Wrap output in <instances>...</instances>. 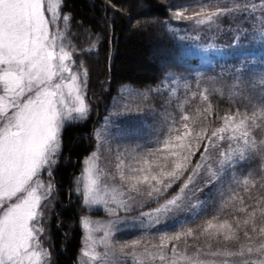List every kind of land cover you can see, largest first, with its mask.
<instances>
[{
	"label": "snow or ice",
	"instance_id": "1",
	"mask_svg": "<svg viewBox=\"0 0 264 264\" xmlns=\"http://www.w3.org/2000/svg\"><path fill=\"white\" fill-rule=\"evenodd\" d=\"M108 9L125 11L106 0L104 28ZM228 19L242 24L240 39L264 47V0L170 14L195 33L180 40L214 39ZM98 24L77 21L67 0H0V264H53V217L68 226L54 211V173L66 127L92 111L89 65L108 42ZM261 60L258 74L245 60L227 77L169 74L146 90L121 87L110 115L125 119L94 127L68 192L80 209L74 264H264Z\"/></svg>",
	"mask_w": 264,
	"mask_h": 264
},
{
	"label": "trees",
	"instance_id": "2",
	"mask_svg": "<svg viewBox=\"0 0 264 264\" xmlns=\"http://www.w3.org/2000/svg\"><path fill=\"white\" fill-rule=\"evenodd\" d=\"M196 1L113 0V3H118L125 11L120 13L108 9L110 23L104 28L106 0H67L75 19L93 25L99 22L98 28L107 32L108 42L98 54L93 55L89 65L88 97L92 104L90 116L87 121L69 124L64 131L63 157L54 173L58 189L54 211L59 213V223L68 226L57 227V219L53 217L50 233L53 264H74L76 258L80 231L76 228L75 218L80 209L77 199L74 195L69 198L68 192L74 177L79 175L83 158L92 150L94 127H98L122 85L131 84L141 89L155 87L169 74L190 72L191 66L187 64L179 42L163 25L168 23L170 27V14L174 6L187 7ZM136 21H141L143 27L138 29ZM248 39H240L235 43L229 40L230 44L226 41L221 43H227L229 50ZM218 47L221 48L220 45ZM249 58L246 55L229 57L225 69H217L205 75L215 76L223 72L227 77L228 65L248 61ZM217 102L226 106L223 101ZM64 233H68L67 238Z\"/></svg>",
	"mask_w": 264,
	"mask_h": 264
},
{
	"label": "rangeland",
	"instance_id": "3",
	"mask_svg": "<svg viewBox=\"0 0 264 264\" xmlns=\"http://www.w3.org/2000/svg\"><path fill=\"white\" fill-rule=\"evenodd\" d=\"M201 2L207 3L208 0H197L191 6L194 7L197 3H201ZM170 23H171L170 27H174L177 29V35L176 36L173 35V36L179 42L180 47L183 50V54L187 61V64L191 66L189 73L173 74V75L181 76V77L187 76L190 79H192L196 76L197 73H203L205 75L207 72H211L217 69H225V65L229 57L243 56V55L250 57L248 59L249 63L245 65V70L252 71L257 74L260 73L261 64H262L261 57L264 56V47L261 46L260 41L256 42V40L257 41L259 40L257 37L248 36L249 38L248 41L246 40L244 43H240L239 45H237V47H232L229 50H227V43L228 44L231 43V41L229 40L234 41L233 43L240 40L239 38L240 34L237 32V28L241 27L242 24L233 23L231 22L230 19L224 20L222 24L221 32L217 34L214 39H211V40L202 39L201 41H195L193 39H184V40L178 39V36H184L185 33H187L188 36L195 35V33L192 31L191 25H189L188 23H184V22H176L174 20H171ZM225 27L227 28L225 29ZM233 36H236L237 39H233L232 38ZM222 41H226L227 43H221ZM209 43H211L213 46L212 47L203 46ZM218 44L221 46V48L218 47L219 46ZM234 66L238 68L240 67V63H234V64L228 65L226 72L235 71ZM122 86H127L130 88L139 89V90H146L149 88V87L142 88V89L136 88L131 84H125ZM121 87L119 88L116 96L113 97L98 127L104 124L105 117H109L112 120H117V122H119V120L121 119H125V117H116V116L110 115L112 113L113 104L115 102L114 98L119 99L121 95H126V94L121 93ZM133 115H136V114L134 113ZM148 122L151 123V120L149 119ZM73 195L77 199L76 195L75 194ZM92 215L103 217L104 213L102 211L93 212ZM132 215H135V213H132Z\"/></svg>",
	"mask_w": 264,
	"mask_h": 264
}]
</instances>
